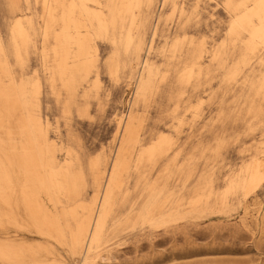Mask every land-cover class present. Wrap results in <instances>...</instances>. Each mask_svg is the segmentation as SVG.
<instances>
[{"label": "rangeland", "instance_id": "rangeland-1", "mask_svg": "<svg viewBox=\"0 0 264 264\" xmlns=\"http://www.w3.org/2000/svg\"><path fill=\"white\" fill-rule=\"evenodd\" d=\"M42 1L0 0V112L19 118L0 120V264H264V183L247 198L224 192L264 156V44L231 25L244 10L238 4L255 0H142L128 45L121 0H99L103 25L92 19L88 27L93 61L87 68L70 59L65 84L51 77L60 26H49ZM53 2L57 19L68 0ZM17 20L27 36L25 45L15 38V50ZM28 107L48 139L36 138ZM130 110L138 142L126 150V123L117 126ZM161 133L163 151L146 156ZM124 157L105 227L74 257L81 221L89 236ZM96 163L105 168L99 197ZM13 164L28 173L12 172ZM60 167L69 196L57 184Z\"/></svg>", "mask_w": 264, "mask_h": 264}, {"label": "bare ground", "instance_id": "bare-ground-1", "mask_svg": "<svg viewBox=\"0 0 264 264\" xmlns=\"http://www.w3.org/2000/svg\"><path fill=\"white\" fill-rule=\"evenodd\" d=\"M43 6L46 12V17L49 21V26H52L55 21L58 20V25L60 26V30L53 34V44L51 48V59L54 58L58 60V70L57 74H52L51 77H57L63 84L66 82L67 71L69 70L70 59L71 63L74 65H84V67L89 68L90 63L93 61L92 56V46L90 44L89 37V23L91 20H95L98 26L103 25L104 18L102 17V3L99 0H68V3L61 6V13L59 17L56 19L55 12L56 8L53 6V0H43ZM241 2V1H240ZM61 3V2H60ZM140 4H142V0H121V7L125 12V20H127V24L130 27H125L123 33V39L126 45L132 39L131 25L141 23L142 20L137 16L138 9L140 8ZM170 4V3H169ZM91 6H97L98 9L91 12ZM239 7L244 8L243 11L236 14L232 19L233 26L239 28L242 31H245L253 44H264V0H255L254 5L250 8H246V5L242 2L238 4ZM237 6V7H238ZM57 7V6H56ZM176 8V6H172ZM58 9V8H57ZM92 10V9H91ZM182 13V11L180 12ZM116 20V19H115ZM91 24V23H90ZM125 24V22H124ZM179 25H185V22L182 24V21L178 23ZM55 25V24H54ZM181 27V26H180ZM232 27V26H231ZM48 26L45 27V32L47 31ZM26 33L23 27H21L20 22L17 20L13 27L12 38H13V47L17 50V44L15 38H20L21 43L23 45L26 44ZM250 42V41H249ZM2 45V42H1ZM251 46V45H250ZM255 49V47H253ZM258 48V47H257ZM3 52L0 50V60L3 57L7 58L6 51L4 46L2 45ZM253 49V50H254ZM253 54V53H252ZM196 58L192 59L190 62L192 65H196L197 68L199 66V61ZM112 72V70H110ZM139 87L135 91L136 93H142V84L144 83V79L141 77L138 82ZM3 113L0 112V120H18L16 113L11 111L7 107L3 109ZM28 119L32 125L34 134L38 140L48 139L47 135V125L42 122L38 114H35L28 107L27 110ZM126 123L125 132L122 136V144L125 141L127 143V147H131L136 144L138 141V133H137V124L135 122V114L130 110L125 117L122 115L120 117V122L117 126V131L123 130L124 124ZM123 126V127H122ZM21 137V136H20ZM49 141V140H48ZM127 141V142H126ZM167 143V137L164 133H161L160 137L154 141V143L150 144L143 153L146 156H151L156 152H162L164 144ZM48 143L45 149V160L47 165L54 167V158L53 155L49 153ZM263 154V153H262ZM10 155L12 158L17 155L12 152ZM19 163V161L17 162ZM27 166L30 164L29 161L25 163ZM128 164L127 157H124L123 162L120 164L119 170L114 173L113 176L109 178V172H107V178H109L108 185L104 190L103 200L99 207L97 217L94 218L95 223L93 225V229L91 234L88 236L85 232V228L87 227L88 221L85 219L81 221L80 229L77 232V242L75 244V249L73 251L74 257L78 254L79 250L85 243L88 241V244L97 240L101 235L104 227H105V219L107 217V213L110 209V204L112 201V193L113 188L118 186L120 175L126 169ZM14 166V164H13ZM95 173L94 176V194L96 197H99L101 194L102 188L104 184H100V179L103 177L105 172V168L102 170L97 166V163L94 164ZM18 172L26 175L28 172L26 170H19V164L16 165ZM234 173V172H233ZM232 175V174H231ZM57 184L60 187L62 193L66 196L71 195L73 192V185L68 183L67 172L63 171L60 167V171L57 176ZM264 183V156L261 157H253L247 164L240 168V172L237 178H232L228 180L226 188H224L225 194H229L234 190H238L242 193L244 198H247L251 193L255 192V189ZM260 188V187H259ZM192 191L201 199L205 196L203 193L205 191V187L202 186H193ZM223 192V194H224ZM206 197V196H205ZM95 198V197H94ZM30 204V203H28ZM49 222L55 223L54 220H50ZM54 233V229L51 230Z\"/></svg>", "mask_w": 264, "mask_h": 264}, {"label": "crops", "instance_id": "crops-1", "mask_svg": "<svg viewBox=\"0 0 264 264\" xmlns=\"http://www.w3.org/2000/svg\"><path fill=\"white\" fill-rule=\"evenodd\" d=\"M14 118H12V120H13ZM11 171L13 172V171H15L16 173H19L18 172V169H17V167L16 166H11Z\"/></svg>", "mask_w": 264, "mask_h": 264}]
</instances>
